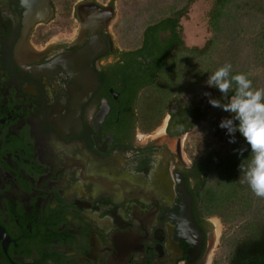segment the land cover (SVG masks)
<instances>
[{
    "label": "flooded vegetation",
    "instance_id": "flooded-vegetation-1",
    "mask_svg": "<svg viewBox=\"0 0 264 264\" xmlns=\"http://www.w3.org/2000/svg\"><path fill=\"white\" fill-rule=\"evenodd\" d=\"M37 4L0 0V264H218L192 135L223 130L193 123L216 88L177 65L187 9L176 37V11L137 35L115 0Z\"/></svg>",
    "mask_w": 264,
    "mask_h": 264
},
{
    "label": "trees",
    "instance_id": "trees-1",
    "mask_svg": "<svg viewBox=\"0 0 264 264\" xmlns=\"http://www.w3.org/2000/svg\"><path fill=\"white\" fill-rule=\"evenodd\" d=\"M190 1L194 0L188 3ZM187 6L184 10H176L166 20L172 17L175 20L170 28L173 35L176 34L175 27L181 12H186ZM207 19L211 36L202 47L184 48L190 55L178 59L177 65L206 68L209 74L224 63H229L233 74L244 73L254 88H264V0H211ZM161 24L158 22L149 29L158 28ZM202 73L200 70L193 71L191 75L201 77ZM192 87L194 90L196 84ZM233 89L229 90L227 96L218 89L214 96H209L221 103H228ZM200 105L192 110L193 123L206 114H216L218 111H222V118L230 116L210 104L208 111ZM216 130L220 132L219 128ZM234 135L235 143H229L226 130L221 133L224 145L215 153L217 163L207 168L213 174L201 191L203 207L206 213L220 217L227 227L221 237V243L228 248L226 264H264V198L257 197L238 178V175L243 176L242 172L239 174V164L247 165L251 151L238 132ZM241 149L244 151L241 152Z\"/></svg>",
    "mask_w": 264,
    "mask_h": 264
},
{
    "label": "clouds",
    "instance_id": "clouds-1",
    "mask_svg": "<svg viewBox=\"0 0 264 264\" xmlns=\"http://www.w3.org/2000/svg\"><path fill=\"white\" fill-rule=\"evenodd\" d=\"M205 83L218 89L224 96L235 85L228 103L211 98L207 92L204 95L208 96L212 107L230 114L229 117L222 118L218 126L226 130L229 143H235L234 134L238 132L251 151L247 165L239 164V174L242 172L243 176L238 175V178L257 197L264 198V88H254L252 81L244 73L233 74L229 63H224L209 73Z\"/></svg>",
    "mask_w": 264,
    "mask_h": 264
},
{
    "label": "rangeland",
    "instance_id": "rangeland-1",
    "mask_svg": "<svg viewBox=\"0 0 264 264\" xmlns=\"http://www.w3.org/2000/svg\"><path fill=\"white\" fill-rule=\"evenodd\" d=\"M118 14L125 18L127 24H131L129 32H134V34H139L140 27L143 24L149 23L153 19L158 18V16L173 12L182 8H185L187 4V15L182 19L183 26V38L185 45L189 48L191 47H202L207 39L211 36V31L207 23V12L210 7L211 0H115ZM132 18L137 21L132 22ZM136 22L139 24L137 25ZM130 34V33H129ZM206 69V68H204ZM214 89L209 88L208 93L212 92ZM217 92V90H216ZM199 98V96H198ZM210 106V105H209ZM222 112L212 113L214 119L220 121L219 115ZM218 123V122H217ZM209 125V126H208ZM205 123L197 130L193 131L192 140L193 143L197 144V147L202 146L206 143L209 148L220 150L224 142L218 140L213 134L206 133V130H210V124ZM224 130V129H222ZM206 136V137H205ZM208 136V137H207ZM218 225V224H217ZM227 227L222 223L218 225L219 234L222 235L226 232ZM221 237L219 239L218 249L215 251V260L218 264H226V257L228 253V248L221 243Z\"/></svg>",
    "mask_w": 264,
    "mask_h": 264
},
{
    "label": "water",
    "instance_id": "water-1",
    "mask_svg": "<svg viewBox=\"0 0 264 264\" xmlns=\"http://www.w3.org/2000/svg\"><path fill=\"white\" fill-rule=\"evenodd\" d=\"M23 2H27L28 0H22ZM35 3L38 2L37 6H36V10H33L34 15H38L40 14V12L45 11V9H47V3L48 0H33Z\"/></svg>",
    "mask_w": 264,
    "mask_h": 264
}]
</instances>
